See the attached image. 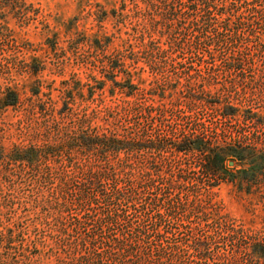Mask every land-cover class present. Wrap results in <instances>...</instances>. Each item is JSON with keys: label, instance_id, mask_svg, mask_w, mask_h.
Returning <instances> with one entry per match:
<instances>
[{"label": "rangeland", "instance_id": "1", "mask_svg": "<svg viewBox=\"0 0 264 264\" xmlns=\"http://www.w3.org/2000/svg\"><path fill=\"white\" fill-rule=\"evenodd\" d=\"M145 10L155 12L149 0H0V91L15 90L20 98L0 110V264H89L81 258L93 252L118 264L115 254L107 257L104 234L134 235L137 228L146 230L141 252L150 258L142 264H264V51L242 40L252 60L228 68V53L213 43L177 50L171 56L179 63L154 69L143 49L120 46L136 23L151 29ZM217 13L226 37L221 26L236 27V17ZM239 30L246 36L251 28ZM104 33L112 34L109 42L90 45L89 36ZM151 38L168 45L164 32ZM126 71L138 84L131 95L121 79ZM227 106L237 109L234 116ZM96 138L131 140L137 147L107 154L114 164L131 161L136 168L98 184L106 192L132 186L142 198L121 202L127 217L106 226L103 200L92 209L59 205L69 206L76 194L68 183H85L104 163L84 147ZM198 142L236 154L222 169L211 161L215 174H208L199 152L173 147ZM12 148L54 151L30 165L10 160ZM162 160L159 178L153 165ZM144 167L154 180L150 186L141 179ZM149 197L182 205L155 208L143 200Z\"/></svg>", "mask_w": 264, "mask_h": 264}, {"label": "trees", "instance_id": "2", "mask_svg": "<svg viewBox=\"0 0 264 264\" xmlns=\"http://www.w3.org/2000/svg\"><path fill=\"white\" fill-rule=\"evenodd\" d=\"M229 1V3H226V0H158L157 3V1L149 0L150 7L154 9L155 12L153 13L151 10H145L143 13L150 15L151 29L141 28V24L136 23L131 27L132 31L135 32H127V34L130 35L121 39L120 46H129L132 48L138 47L143 49V51L151 58L152 67L158 69L164 65H174L175 63H179L180 60H178L176 56H171V54H175L177 50H179L181 54L187 52L190 53L200 47L206 48L213 43H216L221 44L225 53H228L224 62L225 65H227L228 68L242 69L244 64L250 63L252 60V57L249 58L250 56L246 47L243 49L241 48L240 44L243 42L242 40L253 42V46L256 47L260 54L264 51V39H261L257 33L258 31L261 33V29L255 31L256 28H261V26L264 27V0ZM233 1H236V3L230 4ZM216 11H218L217 14L219 15L229 12L232 16L236 17L238 23L236 27L231 26L226 29L227 26H221L222 28H225L224 30L229 32L226 37H223L221 34L222 30L218 29L216 15H214ZM113 12L116 13L115 10ZM136 12H140V10H137ZM106 14L107 13L104 12V15ZM120 14L122 15L123 12H120ZM159 25H161L160 28H158ZM245 25L251 28V30H248L246 36L243 33H240L239 30V28H243ZM157 30L168 35V45L166 47H161V45L157 43L158 41L151 38V32ZM173 31H179L183 36L181 38L174 36ZM1 32L2 25L0 24V33ZM144 34L150 36L148 41H144ZM112 37V34H93L89 36V43L91 46L98 47L103 43L109 42ZM252 38L255 40H252ZM198 60L202 61L200 57ZM134 75V72L126 71L121 77L123 82L127 83L128 87H130L129 95L133 93V88L138 85L137 83H131ZM138 79L140 82L144 81V79ZM105 81L106 80L103 79L102 83H105ZM121 85L124 86L123 83ZM35 93L37 94L38 91ZM19 104L20 98L15 90L7 88L0 91V110L6 106H17ZM224 109L227 111L226 114L232 116L235 115L237 110L232 109L229 106ZM185 141L189 142V139H186ZM83 143L86 145L84 147L89 150L92 155L102 158L104 163L98 164L97 170H93L90 178L85 183H68L67 185L70 189L72 187H74V190L76 189V194L70 198L69 206H66L64 203H59V205L66 209L79 204L78 206H87L92 209L94 204H99L103 200L106 202V205H108L105 209L106 214L102 217L105 226L108 224L111 225L113 222L115 223L119 216H122L123 219H125L127 216L125 215V210L120 207L121 202L130 203L133 200L142 198L136 188L128 186L127 188L121 189L117 186H112L110 187V191L106 192L99 184H101L100 181L103 178L107 179V181H114L120 171L125 172V175L127 176H131L134 173V168H136L135 164L131 161L122 160H118L116 164H114L107 159V154L109 152L118 153L121 150L132 152L137 147L133 146L134 142L131 140H116L114 138H96ZM142 147L146 149L154 148L158 151H162L165 146ZM173 147L175 150H195L199 152L202 156V167L208 174H215V171L212 169L211 161H213V164L214 162L217 164L218 169H222L226 158L233 155L232 153L236 154L231 148H212L206 146L203 142H198L197 146ZM52 151H54L53 148H12L8 152L7 157L13 161H20L31 165L40 155L45 156L48 155V152L51 153ZM240 151V153H244L243 151L245 150L240 148ZM240 158H242V155ZM162 165L163 160L160 164L155 163V165H153L155 172H158L157 177L159 178H162L159 174ZM141 179L147 183V186H150L154 182L150 171L145 167L141 172ZM98 191L102 192V197L97 195ZM71 193L72 192H70V196ZM143 200L147 205L155 208L165 204L170 211L176 210L182 205L180 199L171 198L169 200H163L149 197L144 198ZM110 205L112 206V209L109 208ZM119 209L121 210L119 211ZM145 233L146 230L143 228H137L134 235H131L130 233V235L123 234L119 237L115 234H104V238L108 241L106 242L108 246V251L106 252L108 254L107 257L111 258L112 254H115L118 259V264H142L144 261H150V258L144 256V253L141 252L142 246L140 240H143ZM156 233H158V231ZM11 239L10 235L8 238L9 244L12 242ZM115 248L117 249L116 252ZM130 253L132 256L129 255ZM156 253L159 256L163 254V250L157 249ZM101 255V252H93L90 256H82L81 260L90 262L91 264H106Z\"/></svg>", "mask_w": 264, "mask_h": 264}]
</instances>
